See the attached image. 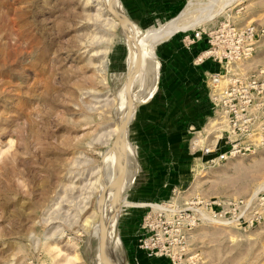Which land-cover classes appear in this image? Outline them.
<instances>
[{
    "label": "rangeland",
    "instance_id": "374dc122",
    "mask_svg": "<svg viewBox=\"0 0 264 264\" xmlns=\"http://www.w3.org/2000/svg\"><path fill=\"white\" fill-rule=\"evenodd\" d=\"M118 1L147 36L189 4L191 29L228 22L264 30V0H152L140 20ZM97 2L0 0V264H103L104 212L115 218L123 264L125 239L161 264H264V142L224 161L196 150L185 163L174 143L187 136L165 109L173 88L165 91L157 50L173 37L195 43L188 29L153 47L158 79L128 123L130 149L117 155L120 118L141 82H128L122 26ZM231 69L264 71V32ZM193 123L189 141L216 133L211 116Z\"/></svg>",
    "mask_w": 264,
    "mask_h": 264
},
{
    "label": "built area",
    "instance_id": "2783aa9c",
    "mask_svg": "<svg viewBox=\"0 0 264 264\" xmlns=\"http://www.w3.org/2000/svg\"><path fill=\"white\" fill-rule=\"evenodd\" d=\"M263 32L252 24L236 27L220 22L212 29H191L184 34L188 43L203 40L205 48L199 59H210L220 68L204 75L209 116L216 122V133L205 135L198 144L195 136L189 141L193 152L199 150L208 162L224 161L239 150L244 152L264 142V71L231 72L251 56L256 38ZM252 134H256V144L250 141Z\"/></svg>",
    "mask_w": 264,
    "mask_h": 264
},
{
    "label": "crops",
    "instance_id": "0c3cea01",
    "mask_svg": "<svg viewBox=\"0 0 264 264\" xmlns=\"http://www.w3.org/2000/svg\"><path fill=\"white\" fill-rule=\"evenodd\" d=\"M151 1L127 0L126 4L129 3L134 8H131L132 13L139 11L136 16L131 13L130 17L140 20L143 15L141 13L142 8L144 5H151ZM123 3L125 4V1ZM204 48L205 43L203 40H197L188 47L178 42V38L173 37L157 50V56L161 63V80L165 91L169 90L170 86L173 88L172 92L167 93V96H165V99L167 98L169 102L165 105V109L169 106L171 115L177 118L175 127L178 130L176 132L180 133L181 136H184V134L187 136L185 143L182 141L174 143L183 156L185 154L186 164H190L195 160L188 138L195 129L196 124L193 122L196 118L202 119V117L210 115V106L206 98L204 85L205 72H215L220 69L219 65L210 59H199L200 52ZM160 111L164 112V105ZM182 116H185V119L181 118ZM160 127L164 128L163 125ZM164 143H167V141ZM165 145L158 146L156 150L165 148ZM151 147H154V145H151ZM122 244L125 260H127L125 264H161L159 258L149 257L142 251L135 250L131 245L129 246L126 239L122 241Z\"/></svg>",
    "mask_w": 264,
    "mask_h": 264
},
{
    "label": "bare ground",
    "instance_id": "6f19581e",
    "mask_svg": "<svg viewBox=\"0 0 264 264\" xmlns=\"http://www.w3.org/2000/svg\"><path fill=\"white\" fill-rule=\"evenodd\" d=\"M97 3H98V6L101 7V11L103 13H105L106 16L109 19H111L114 24L117 25V23L114 20H116L119 24H120L119 21L124 22L123 25L122 24H120V25L122 26L123 35L127 39V45H128V48L130 49V53H129L130 56H128L129 58L127 60V62L130 64V72L127 74L128 82L129 81H135L137 79H139V81L141 82V84H140L141 86L139 88V93L137 94V96L135 95L136 97L133 98L132 104L130 103L131 104L130 110L127 111L126 114H124L122 116V118H120V124L118 123L120 128L117 130L116 136L119 133H121L120 135H123L122 136L123 139L119 140L120 144L118 143L119 144V148L117 150V155H118L120 149H122L120 151H123L125 148L127 150L130 149L131 144L129 146L128 143H126V141H125V138H126L125 132L127 131L126 129H127L128 123H129V121L133 115L135 106L137 105L138 101L140 99H142V97H143V100H145V97H146L148 91L151 90L156 78L158 79V73L156 72V68H155L153 59L151 60L152 49L156 44L160 43L161 41L166 40L168 37H170L175 32L188 30V29H191L194 27V23H191L187 17L189 14V11L191 9L190 7H192V6H190V4H189L190 7L187 6V8L182 13H180L177 17L171 19L166 25H164L162 28H160L157 32L155 31L156 33L147 36V35L143 34L142 32H140V30L136 27V25L133 22L127 20L122 15L121 5L119 4L118 0H98ZM112 15L115 16L114 20H113ZM130 57H131V59H130ZM151 61H152L153 66H154L153 70L155 73V79H154L153 83L150 85V87L148 88L149 83L153 77ZM130 83H132V82H130ZM156 83H157V81H156ZM156 83H155V85H156ZM116 139H117V137L115 138V141L117 142ZM118 144H117V146H118ZM110 152H111V149H110ZM107 155H105V156H107ZM112 157H115V154ZM116 158H117V156H116ZM104 159H106V158H104ZM109 162H110V160H109ZM124 205H126V204H124ZM100 220H101V227H100L99 233L101 235V241L103 242V247L105 250V258L102 261V263L103 264H123L121 261V258H120L121 254H123L121 252V246H120V243L117 241L116 233L114 232V230L112 228V223L115 220V218L113 216H111L110 214L106 215L104 212V213H102ZM216 221H219V220H216ZM96 249H97V252H98V250L100 251L99 248H96Z\"/></svg>",
    "mask_w": 264,
    "mask_h": 264
},
{
    "label": "water",
    "instance_id": "95a60500",
    "mask_svg": "<svg viewBox=\"0 0 264 264\" xmlns=\"http://www.w3.org/2000/svg\"><path fill=\"white\" fill-rule=\"evenodd\" d=\"M119 22H120V24H122V25L124 24V22H123V21H119Z\"/></svg>",
    "mask_w": 264,
    "mask_h": 264
}]
</instances>
